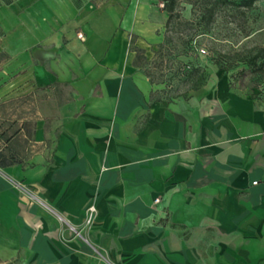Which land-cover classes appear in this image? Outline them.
<instances>
[{"label":"crops","instance_id":"obj_1","mask_svg":"<svg viewBox=\"0 0 264 264\" xmlns=\"http://www.w3.org/2000/svg\"><path fill=\"white\" fill-rule=\"evenodd\" d=\"M168 16L0 0V264H264V97Z\"/></svg>","mask_w":264,"mask_h":264},{"label":"rangeland","instance_id":"obj_2","mask_svg":"<svg viewBox=\"0 0 264 264\" xmlns=\"http://www.w3.org/2000/svg\"><path fill=\"white\" fill-rule=\"evenodd\" d=\"M216 2L177 0L165 35L168 55L186 58L208 70L230 72L233 85L264 97V1L249 10L219 5L210 15L208 10ZM200 48L205 54L198 53ZM261 49L255 67H251L250 59ZM158 65L157 71L161 69ZM258 68L263 72L253 71Z\"/></svg>","mask_w":264,"mask_h":264},{"label":"trees","instance_id":"obj_3","mask_svg":"<svg viewBox=\"0 0 264 264\" xmlns=\"http://www.w3.org/2000/svg\"><path fill=\"white\" fill-rule=\"evenodd\" d=\"M10 0H5V2H9ZM258 1H264V0H217L216 3H214L213 8H211L210 10H208V13H210V15L212 14L213 10L216 8V6L219 5H227L230 7H233L235 9L238 10H249L251 8L254 7L255 3ZM164 3V8L168 13V20L172 19V15L174 13L175 10V6L177 3V0H163ZM260 53H262V49L258 51V53L256 55H254L249 63L251 65V67H255V61L257 60V58L260 56ZM253 71L255 72H263L262 69H253Z\"/></svg>","mask_w":264,"mask_h":264},{"label":"built area","instance_id":"obj_4","mask_svg":"<svg viewBox=\"0 0 264 264\" xmlns=\"http://www.w3.org/2000/svg\"><path fill=\"white\" fill-rule=\"evenodd\" d=\"M77 38L82 40L83 39L82 34L81 33L77 34ZM198 53L199 54H205V51H204V49L200 48V49H198ZM253 184H256V183H253ZM156 202H158V199L155 200V203ZM94 213H95L94 207L91 206L87 209L85 225L89 226L92 223V221L94 219Z\"/></svg>","mask_w":264,"mask_h":264}]
</instances>
